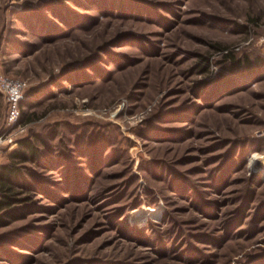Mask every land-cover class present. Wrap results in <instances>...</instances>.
<instances>
[{
  "label": "rangeland",
  "instance_id": "374dc122",
  "mask_svg": "<svg viewBox=\"0 0 264 264\" xmlns=\"http://www.w3.org/2000/svg\"><path fill=\"white\" fill-rule=\"evenodd\" d=\"M0 73V264H264V0H0Z\"/></svg>",
  "mask_w": 264,
  "mask_h": 264
},
{
  "label": "trees",
  "instance_id": "16d2710c",
  "mask_svg": "<svg viewBox=\"0 0 264 264\" xmlns=\"http://www.w3.org/2000/svg\"><path fill=\"white\" fill-rule=\"evenodd\" d=\"M225 54H226V56L231 57V59H233L232 51L228 50ZM242 63H244V64L249 63L250 64V60L248 58H246V59H244V62H242V59L241 60L238 59V60H235L233 65H242ZM27 102L28 101L26 99H23L21 102V108L23 106H25ZM22 144L24 147L27 148L28 151H30L29 154L31 156H35L37 154L36 145L33 142L24 140V141H22ZM12 156H23L25 158L26 155H25L24 150L17 149L16 151H14L12 153ZM19 172H20V169L17 168L16 166H13V165H9V166L7 165V166L3 167V169H2L3 177L0 179V185H1L0 187L3 190H5L6 193L4 194V199L0 200V208H2L3 205L11 204V200H12L11 195L8 193L12 191L11 188L13 185L7 180L6 175L7 174H11V175L18 174L19 175Z\"/></svg>",
  "mask_w": 264,
  "mask_h": 264
},
{
  "label": "built area",
  "instance_id": "2783aa9c",
  "mask_svg": "<svg viewBox=\"0 0 264 264\" xmlns=\"http://www.w3.org/2000/svg\"><path fill=\"white\" fill-rule=\"evenodd\" d=\"M26 83L20 78H9L0 73V88L8 95L9 110L8 121L14 122L20 117L21 102L25 97Z\"/></svg>",
  "mask_w": 264,
  "mask_h": 264
},
{
  "label": "bare ground",
  "instance_id": "6f19581e",
  "mask_svg": "<svg viewBox=\"0 0 264 264\" xmlns=\"http://www.w3.org/2000/svg\"><path fill=\"white\" fill-rule=\"evenodd\" d=\"M256 158H258V154H255V155H254V157H253V161H252V162H254V161L256 160ZM255 163H256V162H255ZM133 212L135 213L134 216L137 217V218L143 216V213H140V212H139V209H135Z\"/></svg>",
  "mask_w": 264,
  "mask_h": 264
}]
</instances>
